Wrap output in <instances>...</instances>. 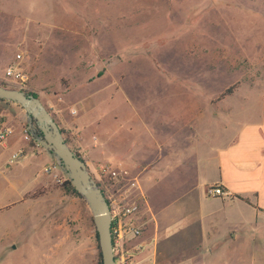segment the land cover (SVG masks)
I'll list each match as a JSON object with an SVG mask.
<instances>
[{"label": "rangeland", "instance_id": "1", "mask_svg": "<svg viewBox=\"0 0 264 264\" xmlns=\"http://www.w3.org/2000/svg\"><path fill=\"white\" fill-rule=\"evenodd\" d=\"M8 62L28 78L0 82L38 95L79 155L74 138L102 136L107 149L105 130L115 125L124 144L150 152L160 133L167 138L179 130L187 139L173 144L184 148L173 157L188 154L197 162L209 148L203 142L212 135L208 117L221 125L237 116L236 106H253L264 91V0H0V67ZM228 86L232 92L219 97ZM88 150L87 166L105 194L124 181L102 173L100 164L128 171L141 222L144 194L136 173L116 165L107 151ZM179 171L180 165L167 164L158 183L173 184ZM51 178L60 191H52L42 216L37 205L35 216L0 215L1 264H96L88 204L65 189L67 177ZM227 264L253 261L231 253Z\"/></svg>", "mask_w": 264, "mask_h": 264}, {"label": "crops", "instance_id": "2", "mask_svg": "<svg viewBox=\"0 0 264 264\" xmlns=\"http://www.w3.org/2000/svg\"><path fill=\"white\" fill-rule=\"evenodd\" d=\"M8 65L0 67V80ZM256 97L253 106H236L237 116L221 125L208 117L205 128L210 127L212 135L203 142L209 148L197 162L184 153L181 159L173 157L184 152L174 145L187 139L179 130L167 135L168 139L160 133L152 142V152L124 144L125 137L115 125L105 130L110 141L107 149L102 136L86 141L74 138L86 164L91 161L88 147L92 145L96 152L107 151L116 165L136 173L139 191L144 194V216L141 233L133 240L132 264H227L231 253L264 264V91ZM3 126H11L13 131L0 142V215L11 211L12 218L35 216L37 205L42 207V216L51 208L52 203L46 202L52 191H60L52 187L51 174L43 171L54 157L31 141L28 114L7 99H0ZM192 135L199 138L197 129ZM167 164L172 168L180 165L178 179L161 186L158 180L165 175ZM204 170L208 175L199 180L198 174ZM210 183H220L226 193L208 196Z\"/></svg>", "mask_w": 264, "mask_h": 264}, {"label": "water", "instance_id": "3", "mask_svg": "<svg viewBox=\"0 0 264 264\" xmlns=\"http://www.w3.org/2000/svg\"><path fill=\"white\" fill-rule=\"evenodd\" d=\"M0 98L12 100L25 109L31 135L50 156L60 161L73 188L81 194L91 210L101 263L115 264L108 200L85 160L67 143L58 122L38 95L0 84ZM35 127L41 130V134H35Z\"/></svg>", "mask_w": 264, "mask_h": 264}, {"label": "built area", "instance_id": "4", "mask_svg": "<svg viewBox=\"0 0 264 264\" xmlns=\"http://www.w3.org/2000/svg\"><path fill=\"white\" fill-rule=\"evenodd\" d=\"M15 57L21 59L22 54L17 52ZM4 74L6 78L19 84L24 83L28 78L26 72L18 65L9 64L5 68ZM12 131L11 126L0 127V142L5 141ZM15 155L16 153L13 154V156ZM99 169L102 173L109 174L116 179L118 183L124 181L123 186L120 184L118 188L111 187L110 194H105V192L104 194L108 200L111 214V236L115 264H132L133 240L141 233L142 229V223L138 219V213L141 209L139 196L133 194L136 182L128 177L126 169L117 168L109 162L101 163ZM43 171L52 174L56 180L61 182L67 177L57 158L44 165ZM225 193L226 191L220 183H210L206 186L208 196L223 195Z\"/></svg>", "mask_w": 264, "mask_h": 264}, {"label": "trees", "instance_id": "5", "mask_svg": "<svg viewBox=\"0 0 264 264\" xmlns=\"http://www.w3.org/2000/svg\"><path fill=\"white\" fill-rule=\"evenodd\" d=\"M0 84H3V85H7V83H5V82H0ZM232 90H233V86H228V87H226L225 89H224V91H222L220 94H219V97H222V96H224V95H226V94H228V93H231L232 92ZM27 92V91H26ZM28 93H31V92H28ZM33 94H35V93H33ZM36 95V94H35ZM1 100H4V98H0ZM61 128V127H60ZM62 130V129H61ZM34 132H35V134L36 135H39V134H41V130L39 129V128H37V127H35V129H34ZM34 138V137H33ZM32 137H31V141H36V140H34ZM66 140V139H65ZM78 154V153H77ZM64 187H65V189L66 190H69V191H72V192H74V193H77L78 195H81V194H79L74 188H73V186H72V184H71V182H70V180L67 178L65 181H64ZM95 234H96V232H95ZM96 237H97V235H96ZM96 264H102L101 263V257H100V251L98 252V258H97V262H96Z\"/></svg>", "mask_w": 264, "mask_h": 264}]
</instances>
